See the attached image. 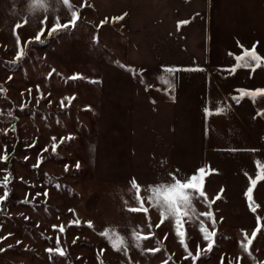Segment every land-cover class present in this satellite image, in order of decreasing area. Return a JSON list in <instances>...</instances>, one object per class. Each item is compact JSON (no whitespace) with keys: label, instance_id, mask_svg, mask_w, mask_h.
Instances as JSON below:
<instances>
[{"label":"rangeland","instance_id":"374dc122","mask_svg":"<svg viewBox=\"0 0 264 264\" xmlns=\"http://www.w3.org/2000/svg\"><path fill=\"white\" fill-rule=\"evenodd\" d=\"M49 2L45 13L34 9L32 0H0V157L8 156L0 159V182L9 175L6 211H0V264H193L184 258L185 247L195 256L197 245L195 264H264V179L251 193L255 211L245 196L257 177V161L264 166V127L259 145L213 149L193 112L173 117V110L155 111L165 86L161 77L184 82L175 81L176 74L130 66L114 23L95 15L88 0H70L79 14L75 28L52 37L45 32L44 43L36 42L45 15L48 28L56 17L61 23L70 19L57 0ZM18 48H25L27 57L13 66ZM258 101L264 112V98ZM38 158L42 163L34 168ZM200 168L206 169L207 200L194 201L196 216L183 223L181 244L174 220L161 222L147 190L170 182V173L184 179ZM133 180L147 212L127 211L139 206L129 191ZM3 192L0 186V196ZM209 211L216 236L205 252L199 227L203 221L213 230L212 220L201 215ZM106 229L149 238L124 254L100 235ZM253 231L257 237L249 255L241 242ZM57 237L65 255L53 253L50 259L46 249L56 247Z\"/></svg>","mask_w":264,"mask_h":264},{"label":"crops","instance_id":"0c3cea01","mask_svg":"<svg viewBox=\"0 0 264 264\" xmlns=\"http://www.w3.org/2000/svg\"><path fill=\"white\" fill-rule=\"evenodd\" d=\"M88 2L95 15L114 23V35L121 38L130 66L158 72L173 68L175 81L184 82L163 86L155 111L173 110V117L193 112L213 149L237 150L262 142L259 98L253 102L245 97L237 104L231 97L239 95L237 90L264 89V68L234 74L228 69L237 55L254 45L264 57V0ZM125 13L123 20L113 22ZM218 107H227V113L217 115Z\"/></svg>","mask_w":264,"mask_h":264},{"label":"snow or ice","instance_id":"6c2138e0","mask_svg":"<svg viewBox=\"0 0 264 264\" xmlns=\"http://www.w3.org/2000/svg\"><path fill=\"white\" fill-rule=\"evenodd\" d=\"M57 3L63 5L67 12L70 14V19H68L66 22L61 23L60 22V17L55 18V22L52 23L51 28H48V17L47 15L44 16V18L41 20L42 27L34 37V40L36 42H39L41 44L44 43V41L41 39V37L47 32L48 37H52L54 35H59L61 31L63 30H68L70 28H75L77 26V21L79 19V14L77 10L70 4V0H57ZM32 5L34 9L43 11L45 13L48 12V10L52 7L51 3L49 0H32ZM127 13L120 17L113 18V22L123 20L124 16H126ZM186 23V22H183ZM21 25H18L17 27H20ZM96 42V38H93V43ZM26 42L25 47H27ZM231 55V53H230ZM27 57V51H25V48H18V51L15 54V57L11 64L15 66L19 62H21L24 58ZM236 63L234 66L228 69L229 74H234L237 72L238 69H246L249 70L251 73H255L257 69L264 68V57L260 56L257 51H256V46L254 45L251 50H243L241 55H237L235 57ZM120 67H124V65H119ZM165 71L169 74L172 75L175 73L176 69L173 68H167ZM9 80L12 79L11 76L8 78ZM75 79V77H73ZM162 82L167 85L169 88L172 87L171 82L169 79L165 77H161ZM3 90L0 89V92ZM37 91L39 92V87H37ZM239 92L238 96H233L231 99L235 101L237 104L240 102L241 99L247 97L251 99L253 102L256 101L257 98H264V89H255V90H237ZM31 92V90H29ZM67 100H71L72 98H65ZM61 105L63 106V101H61ZM26 105H21V110ZM228 111L227 107H218L215 109V113L217 115L220 114H226ZM205 117L207 118L209 115V109L205 108L204 110ZM0 115H3L0 113ZM8 115L11 117L12 112L9 111ZM257 115L259 116H264V112L258 113ZM15 129V125L12 126V130ZM7 134V132H5ZM53 141L56 140L55 137L52 138ZM71 140L72 137H67L61 138V143L64 142V140ZM52 152L55 153L57 149V144L53 143L51 145ZM44 152L48 151V148H45L43 150ZM255 151V150H254ZM2 160H7L8 156L5 154V156L0 157ZM28 157H25V160H27ZM42 163L41 159H37V163L33 165L34 168L39 167L40 164ZM80 167L79 162L76 164V168L78 169ZM257 177L256 179H250V184L252 186L248 187L247 192L245 193L246 198L249 201V208L252 211H255L254 205L251 203L252 197L251 193L253 192V187L257 184V181L260 179H264V166L260 165L259 161H257ZM65 171H68V166L65 165ZM171 177L170 182L168 183H160L158 185L154 186H149L148 188V196L147 200L150 205L156 207L159 210L160 216H161V222H163L164 219L171 218L174 220L175 224V232L177 237H180V243L184 244V239H182L186 233L183 231V223L187 220L188 222H191L194 220L196 216V209L194 207V201L199 200L200 198H204V200H207L206 194L203 190V179L206 175V169L205 168H200L197 170V173L191 175L190 177H186L184 179L178 178L175 174L170 173L169 174ZM8 183H9V175H5L3 177V181L0 182V186L4 188L3 195L0 196V211H6V208L4 207V201L7 199L9 196V191H8ZM58 187V186H57ZM130 192L136 193L134 196V199L138 203V207H131L128 208L127 211L130 213H138L140 211L147 212V209L144 208V201L140 197L139 193L141 191V188L137 185L135 180H133L130 184ZM224 190L221 189V193ZM42 195L41 193H36V196ZM44 196H47V191L43 193ZM216 200L220 199V194H217L215 197ZM202 200L201 202H204ZM25 203H28V200L25 199ZM210 206V205H209ZM201 215H205L208 217L209 220H212V231H209L205 226L204 222L201 221L199 231L202 233L203 240L207 242V246L204 249L205 252H210L213 247H214V238L216 236V231H215V220L214 217L212 216V213L209 211L207 213H202ZM27 220L28 217H25ZM78 224L79 221H76ZM39 226V225H37ZM88 226L91 227V222H88ZM159 226V225H158ZM56 226H53L55 229ZM61 232L64 231V229L61 227L60 229ZM11 235V234H9ZM101 236H105L110 244L111 247L113 248L114 251L120 252L123 251L124 254H127L129 246L135 247L137 249L142 248L143 241L145 239H148L149 237L143 236L136 231H132L129 236H124L123 234H120L116 232L115 229H106L104 232L100 233ZM257 237V231H253L251 234V238L248 237L247 234L244 236V240L246 243L243 241L241 242V247L242 249L246 252L249 253V247L252 245L253 240ZM6 239V237H4ZM20 241H17V244H19ZM75 243V240L73 241ZM0 251H3V249H0ZM46 251L49 253V258L52 259V254L55 253L59 256H64L65 251L62 250L60 247V240L59 237H57L56 240V247L53 248H48ZM148 251H159V249H149ZM185 252L186 256L184 257L185 259H188L191 257L193 260V264H195V261L200 258V246L197 245V254L193 256V254L188 250L187 247H185Z\"/></svg>","mask_w":264,"mask_h":264},{"label":"water","instance_id":"95a60500","mask_svg":"<svg viewBox=\"0 0 264 264\" xmlns=\"http://www.w3.org/2000/svg\"><path fill=\"white\" fill-rule=\"evenodd\" d=\"M247 202H248V205H249V201H248V199H247ZM251 203H252L253 205H255V203L253 202V200H251Z\"/></svg>","mask_w":264,"mask_h":264}]
</instances>
